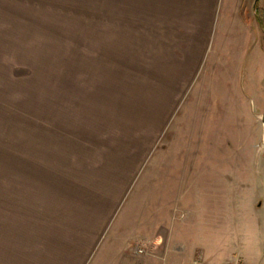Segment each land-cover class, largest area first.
<instances>
[{"label":"rangeland","instance_id":"rangeland-1","mask_svg":"<svg viewBox=\"0 0 264 264\" xmlns=\"http://www.w3.org/2000/svg\"><path fill=\"white\" fill-rule=\"evenodd\" d=\"M254 1L250 22L226 20V42L212 39L161 125L149 118L152 93L119 85L137 62L148 70L119 44L117 24L136 19L137 0H0V186L33 180L57 196L80 175L71 170L133 162L135 184L89 264L159 257L160 224L172 244L204 246L208 264H264V27L253 12L264 0ZM123 219L135 234L125 223L117 238Z\"/></svg>","mask_w":264,"mask_h":264},{"label":"crops","instance_id":"crops-1","mask_svg":"<svg viewBox=\"0 0 264 264\" xmlns=\"http://www.w3.org/2000/svg\"><path fill=\"white\" fill-rule=\"evenodd\" d=\"M246 2L137 0V8L141 10L134 12L136 19L117 24L119 44L128 59L132 54L134 60L149 61L148 70L147 66L142 70L137 62L131 77L122 73L121 91L152 93L147 102L156 109L157 115L151 113L149 118L154 123L161 120V125L166 124L161 109L176 107L184 92L194 85L201 64L212 53V39H218V42L215 40L217 47L226 42L223 41L226 32L221 29H226V20L229 26L237 25L238 18L240 25L251 21L245 15L250 10ZM258 2L254 1V10ZM165 92L170 95L161 97ZM135 166L133 162L116 165L96 162L71 170L80 175L70 180L64 178L55 187L61 190L56 191L57 196H51L50 184L37 186L38 181L26 180L14 181V186H8V182H3L5 186L0 189L8 191L0 190V264H89L135 184L141 165ZM127 222L123 219L117 224V238ZM135 223L134 219L127 223L130 234H135L132 228ZM157 228L155 236L162 245L159 257L145 256L139 264H155L153 261L159 258L164 260L163 264H208L207 260L212 259L204 246L195 245L191 250L181 242L174 245L166 227L160 224Z\"/></svg>","mask_w":264,"mask_h":264},{"label":"built area","instance_id":"built-area-1","mask_svg":"<svg viewBox=\"0 0 264 264\" xmlns=\"http://www.w3.org/2000/svg\"><path fill=\"white\" fill-rule=\"evenodd\" d=\"M135 252L138 254H143V253H146V250L143 246L137 245Z\"/></svg>","mask_w":264,"mask_h":264},{"label":"trees","instance_id":"trees-1","mask_svg":"<svg viewBox=\"0 0 264 264\" xmlns=\"http://www.w3.org/2000/svg\"><path fill=\"white\" fill-rule=\"evenodd\" d=\"M261 24L263 25V27H264V19H262V16H264V10L263 11H261Z\"/></svg>","mask_w":264,"mask_h":264}]
</instances>
